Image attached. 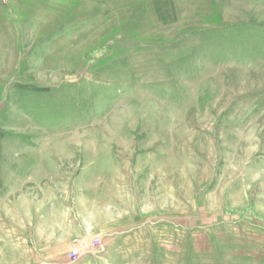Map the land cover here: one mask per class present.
<instances>
[{
    "label": "rangeland",
    "instance_id": "374dc122",
    "mask_svg": "<svg viewBox=\"0 0 264 264\" xmlns=\"http://www.w3.org/2000/svg\"><path fill=\"white\" fill-rule=\"evenodd\" d=\"M0 264H264V0H0Z\"/></svg>",
    "mask_w": 264,
    "mask_h": 264
},
{
    "label": "built area",
    "instance_id": "2783aa9c",
    "mask_svg": "<svg viewBox=\"0 0 264 264\" xmlns=\"http://www.w3.org/2000/svg\"><path fill=\"white\" fill-rule=\"evenodd\" d=\"M93 243L96 244L97 241L94 240ZM77 254H78V249H77V248L72 249L71 252H70V255H71L73 258H75V257L77 256Z\"/></svg>",
    "mask_w": 264,
    "mask_h": 264
},
{
    "label": "crops",
    "instance_id": "0c3cea01",
    "mask_svg": "<svg viewBox=\"0 0 264 264\" xmlns=\"http://www.w3.org/2000/svg\"><path fill=\"white\" fill-rule=\"evenodd\" d=\"M84 232H85V231H84ZM84 232H83V234H82L83 236H84V235H85V233H86V232H85V233H84ZM88 233H89V232H88ZM87 238H88V237H85V238H84V237H82V240H85V239H87Z\"/></svg>",
    "mask_w": 264,
    "mask_h": 264
}]
</instances>
